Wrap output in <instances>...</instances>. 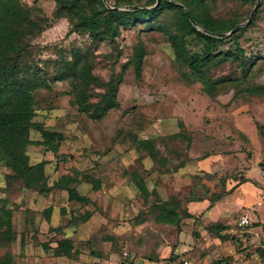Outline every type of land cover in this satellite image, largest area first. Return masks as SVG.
Returning a JSON list of instances; mask_svg holds the SVG:
<instances>
[{
    "label": "rangeland",
    "instance_id": "rangeland-1",
    "mask_svg": "<svg viewBox=\"0 0 264 264\" xmlns=\"http://www.w3.org/2000/svg\"><path fill=\"white\" fill-rule=\"evenodd\" d=\"M18 2L27 11L28 41L34 45L36 60L72 59L77 49H88L95 74L107 81L123 72L124 79L118 91L120 108L101 120L78 110L71 80L35 92V120L62 131L65 139L58 155L42 144L30 145V161H50L46 167L50 185L66 173L75 175L80 193L90 200L71 201L68 192L56 186L50 193L27 189L0 161V209L13 210L10 232H3L6 225L0 231V264L3 260L5 264H118L124 262L126 250L137 264H150L146 259L173 264L190 256L191 250H171L183 244L179 240L183 231L188 233L184 244L189 242L205 255L213 247L208 233L215 235L218 229L209 228L210 224L207 231L199 228L188 204L204 198L217 202L247 197L245 203H250L255 199L252 187L243 188V198L235 193L236 187L227 190L228 183L239 182L245 170L262 189L261 205L234 210L225 241L237 254L225 256L227 246L210 264H263L264 92L253 87L264 84V0L252 20L258 0L196 1L198 10L217 21L246 23L238 32L245 56L218 61L203 73L194 72L177 55L174 40L190 53L205 47L202 37L187 32L178 9L165 10L154 23L123 24L116 41L95 42L87 31L73 27L56 0ZM103 2L112 8L115 0ZM82 3L91 6L86 0ZM11 9L10 0H0V15ZM140 46L146 53L137 74L133 59ZM236 46L235 39L228 37L218 41L217 49ZM102 91L94 89V93ZM32 138L42 140V135L33 129ZM213 152L226 155L222 165L230 169L221 176L199 173L198 159ZM49 206H53L50 213ZM242 211H248L253 225H258L250 229L260 235L238 224ZM62 238H71L78 252L62 254L57 247Z\"/></svg>",
    "mask_w": 264,
    "mask_h": 264
},
{
    "label": "trees",
    "instance_id": "trees-1",
    "mask_svg": "<svg viewBox=\"0 0 264 264\" xmlns=\"http://www.w3.org/2000/svg\"><path fill=\"white\" fill-rule=\"evenodd\" d=\"M86 1L91 4L89 9L82 6L83 0H56V3L60 10L68 12L73 27L78 26L87 31L95 42L103 39L116 41L123 24L131 21L154 23L165 10L178 9L183 15L187 32L197 33L205 41L203 51L195 53L188 52L176 40L173 41L177 55L194 72L203 73L218 61L229 58L240 60L245 56L244 47L238 40V32L241 29L229 36L225 35L226 32L233 30L238 22L215 20L211 14L197 9V0H160L159 2L148 0L150 3H142V0H115L112 8L105 5L103 0ZM10 2L12 8L10 13L0 15V161L11 170L10 176L22 180L23 186L27 189L50 193L56 186L68 192L69 200L85 203L90 198L80 193L75 175L66 173L56 180L54 185H50L46 172L50 161L47 159L38 163L30 161L27 152L30 145L42 144L58 155L65 139L62 131L49 129L42 122L35 120L34 94L40 88L51 90L52 85L57 81L71 80L78 110L92 119L101 120L112 109L121 106L118 91L124 73L114 74L109 80H103L94 73V63L89 50L82 48L77 49L72 59L36 60L34 45L28 41L31 26L25 24L27 11L18 0H10ZM116 6H125L126 9H117ZM228 37L235 39L237 44L235 49L225 51L217 49L218 41ZM145 53L144 47L140 46L134 55L133 65L137 74H140ZM241 63L246 65V61ZM96 87L103 88V91L94 93ZM253 90L264 92V84L255 85ZM94 96L97 100L93 99ZM33 129L41 133L42 140L32 138ZM247 180L250 179L243 176L238 181L243 183ZM46 210L50 213L53 206L47 207ZM89 216L88 214L83 219L86 220ZM12 217V209H0V231L6 225L3 232H10ZM252 226L258 227L255 223L254 225L251 223L243 228L250 231ZM212 227L218 229L217 234L221 239H225L226 233L222 232L228 228V225L213 223L209 225V228ZM57 247L67 256L78 252L71 238L60 239ZM261 248L264 253V248ZM2 262L5 264L4 260Z\"/></svg>",
    "mask_w": 264,
    "mask_h": 264
},
{
    "label": "crops",
    "instance_id": "crops-1",
    "mask_svg": "<svg viewBox=\"0 0 264 264\" xmlns=\"http://www.w3.org/2000/svg\"><path fill=\"white\" fill-rule=\"evenodd\" d=\"M225 157H226V155L223 154V153H214V152L209 154V155H203V157L199 158L198 161H197L198 168L200 170H202L199 173H203V172L206 171V173L207 172H210V173H213V174H217L218 173L221 176V174H223V172H225V171L230 169V168L225 167L224 165H222L223 164V160H224ZM233 158H235V157H233ZM237 167H238V165H237V163H235V166L232 169L235 170ZM239 170H242V169H239ZM245 171L246 172L242 173V174L245 177L249 176L248 170H245ZM206 173H203V175L206 174ZM208 176H209V173H208ZM249 179L250 180H247V181H245L243 183H239V182L236 183L234 181L233 185H231V183L229 182L228 185H227V187H228L227 190H230L229 188L236 187L235 188V193L240 194V197H242L245 194V193L242 192L243 188L252 187L253 191L255 193V199L254 200H250L251 201L250 203H245V201L248 200V197L247 198H243L242 197L243 198L242 200L239 199L237 201H235V198L232 199V200H218L217 202H214V203H212L211 200H209L207 198L196 199V200H192L191 202H189V204H188L189 212L193 215L192 219H195L196 221H198L199 228H203V227L205 228L209 224H213V223L224 224V225H228L230 227V225H232L231 221H232L233 214L235 213L234 210L239 211L240 209H242L244 207H252L253 205H257V204L261 205V201H262V197L261 196L262 195H261L260 192H261L262 189L258 185H256L254 181L251 180L252 178H249ZM242 213H247L250 216V218H251V215L248 213V211H242L240 213V215ZM238 221H239V217H238ZM205 230H206V228H205ZM193 232L198 235V233H197V231L195 229H194ZM228 232H230L229 228L224 230V232H222V233L225 234V233H228ZM181 233H182V236H181V238L179 240L181 242H183V244H179V245H177V247H173L172 246L171 250L172 249H175L177 251L179 250L178 252H184L185 250L186 251L191 250L189 252L190 256L189 257H183L180 260L174 262L173 264H176L178 262H179V264H188V263L189 264H194L193 261H195L196 264H210V263H212L214 261V257H215V259H217V258H219L221 256L220 254H221L222 250H227L226 249L227 246H228L229 252L225 253V256L229 257L231 254H235L236 253V251H233V248H232L233 245L232 244L228 245V243L226 242L229 239H221L218 236V234L211 235L208 232H207L208 235H209L208 238L210 239L211 244H213V247L210 248L209 252L207 254H205V255L203 253H198L195 250L196 247L194 248V245H190L189 242H188V245L184 244V242H186V240L188 239L187 238L188 237V233H185L184 231L181 232ZM184 233H185L186 238H183V234ZM232 237H234V236H232ZM198 244L200 245L202 243L199 242ZM192 249H194V250H192ZM214 249L217 252L214 251L213 254H212V252H210V251L214 250ZM161 258H165V257H161ZM190 258L192 260H190ZM146 261H148L150 264H152V262H157L158 264H164L165 263L164 260H162V259L156 260V261H154L152 259H146ZM118 264H123V263L120 262ZM222 264H224V263L222 262Z\"/></svg>",
    "mask_w": 264,
    "mask_h": 264
},
{
    "label": "built area",
    "instance_id": "built-area-1",
    "mask_svg": "<svg viewBox=\"0 0 264 264\" xmlns=\"http://www.w3.org/2000/svg\"><path fill=\"white\" fill-rule=\"evenodd\" d=\"M238 223L242 227H248L249 225H251L252 222H251L250 216L247 213H242L239 216ZM250 232L253 233V234H256V235H260V233L257 232L256 229H250ZM262 238L264 239V232L262 234ZM261 246L264 248V243L261 244ZM123 254H124V259H125L124 262H122L123 264H137L135 256L130 251L126 250V251L123 252ZM260 264H262V263H260Z\"/></svg>",
    "mask_w": 264,
    "mask_h": 264
},
{
    "label": "water",
    "instance_id": "water-1",
    "mask_svg": "<svg viewBox=\"0 0 264 264\" xmlns=\"http://www.w3.org/2000/svg\"><path fill=\"white\" fill-rule=\"evenodd\" d=\"M159 1H160V0H158V2H159ZM260 2H261V0H258L257 5H256V7H255V10L252 12V14H251L249 20H252L254 14H255V11L259 8ZM245 24H246V23H242V24L237 25L233 30H231L230 32L226 33L225 35L229 36V35H231L232 33H235V32H237V31H239L242 27H244Z\"/></svg>",
    "mask_w": 264,
    "mask_h": 264
}]
</instances>
